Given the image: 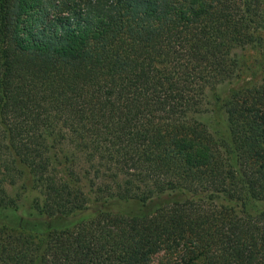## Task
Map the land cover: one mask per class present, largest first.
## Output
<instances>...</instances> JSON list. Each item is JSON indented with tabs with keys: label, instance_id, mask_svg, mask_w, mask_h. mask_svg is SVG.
I'll return each instance as SVG.
<instances>
[{
	"label": "trees",
	"instance_id": "16d2710c",
	"mask_svg": "<svg viewBox=\"0 0 264 264\" xmlns=\"http://www.w3.org/2000/svg\"><path fill=\"white\" fill-rule=\"evenodd\" d=\"M262 48L258 0H0V264H264Z\"/></svg>",
	"mask_w": 264,
	"mask_h": 264
},
{
	"label": "rangeland",
	"instance_id": "374dc122",
	"mask_svg": "<svg viewBox=\"0 0 264 264\" xmlns=\"http://www.w3.org/2000/svg\"><path fill=\"white\" fill-rule=\"evenodd\" d=\"M260 2V4L262 5V7L264 8V0H258ZM241 59L243 61L244 64V73L243 76H241L240 80L236 81V85H240L243 83V81H246L250 78L253 77V80L259 79L261 77H264V48L262 49H248L245 50L243 52H241ZM220 89V90H219ZM218 91H222L219 92L221 93H226L227 92V88H223L220 87ZM213 125L215 126V129H217L218 131L220 130V123H217L215 121L212 122ZM8 180L6 181L4 178H2L0 176V185L4 184L6 186V188L8 190H10L9 188V184H8ZM21 182H17V187H19ZM1 197V196H0ZM264 210V205H261L259 207H256L254 209L253 214L258 213L259 211ZM21 214H24L25 211L24 209H22L20 211ZM2 215L4 214V212L1 213ZM11 219V218H10Z\"/></svg>",
	"mask_w": 264,
	"mask_h": 264
}]
</instances>
